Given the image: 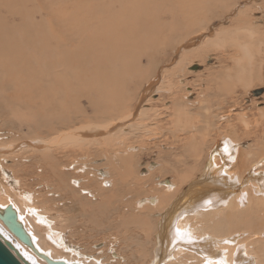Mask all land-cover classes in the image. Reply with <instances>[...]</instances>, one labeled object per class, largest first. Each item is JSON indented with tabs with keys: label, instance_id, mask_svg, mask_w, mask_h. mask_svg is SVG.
I'll return each instance as SVG.
<instances>
[{
	"label": "bare ground",
	"instance_id": "bare-ground-1",
	"mask_svg": "<svg viewBox=\"0 0 264 264\" xmlns=\"http://www.w3.org/2000/svg\"><path fill=\"white\" fill-rule=\"evenodd\" d=\"M174 2L180 6L171 7ZM121 3H123L121 10L115 16L112 25L105 30V32L110 30L106 42L98 45V41L104 39L101 34L90 35L91 38H87V41H90L88 45L95 46L92 56L99 47H104L102 51L108 56L106 62L103 60L104 81L99 80L103 73L100 75L95 64H91V67L77 64L75 69L70 67L71 72L69 70L62 72L61 69H54L59 67L54 59L51 61L53 69L48 71L54 72L56 78L61 80L49 82L40 76L43 87H49V83L56 87L66 86V79L72 75L86 79L82 91L87 93V101L98 116L93 117V120L86 118L83 123L72 125L68 130H54V134H57L53 136L52 132L50 138L40 136L42 140L36 137L33 141H20L17 144L15 141L10 143L11 141L5 139L9 133L0 135L6 144L1 142L4 145L0 147V159H5L12 152L11 159L19 161L16 162L15 169L13 164L8 166L14 177L6 174L5 181H11L13 184H6L7 189L0 186V207L11 204L34 246L51 259L67 263L107 264L113 259L114 263H119L124 262L125 258L121 252L115 251V248V252L107 250V253H104L100 246L96 248L92 245L91 250L86 251L77 250L75 245L73 247L69 245L70 243L67 244L65 233L66 230L69 232V229L73 231L77 229L75 219L72 216H65L64 222H67V225H60L57 219L46 215L51 205L59 209L57 213L64 214L58 205L59 195L60 198H67L73 203L80 201L84 207L82 213L90 212L89 223L94 222L100 226L103 214L107 220H111L112 214H120L116 216L118 219H112L117 224L118 233L115 236H108L109 243L114 246L119 240L117 238L119 234L125 236L121 251L123 253L125 250L129 251V257L142 261L140 264H264V237L260 234L264 232V175L261 174L264 173V157L250 156L246 151L240 150L242 140L236 139L232 134L217 138L213 136L215 132L211 133V130L214 126L219 129L216 123L227 125L230 122L228 120L230 115L228 113L219 117L212 115V121L209 120L211 106L205 104L195 107L194 103L188 100L192 93L186 96L182 94V97L176 93L172 94L173 101L168 109L165 124H161V121L156 126L151 121L147 122L148 124L141 123V120L149 118L151 111L153 112L151 119L159 120L156 112L148 106L154 102L152 95L163 89L162 80L159 76L152 79L143 93L137 97L131 92V88L125 89L124 86V80L130 78L132 74L122 70L126 58L123 55L129 53V49L138 50L142 45L146 46L151 40L153 45L154 40H159L160 34L164 36L165 32H169L170 35L178 32L179 17L182 18L180 21L187 20V16L194 8L193 0H122ZM170 9L178 10L180 15H172ZM246 13L241 12L234 20L233 24L236 25L234 30L229 29L214 36L197 32V35H192L176 49V53L181 49L186 51L185 58L195 56L202 60L209 51L225 48L227 34L234 32L229 35L230 43L234 46L233 53L225 54L226 56L221 53L218 58L221 66L226 65V68L221 78L217 79V76L215 80L212 78L215 84L213 91L234 92V83L249 87L252 82L253 76L250 71L244 75L241 72L244 62L259 58L261 41L257 38L252 39L254 25ZM167 18L169 20L160 26ZM200 40L204 41V46L196 48ZM190 47H194L192 48L194 50L190 51ZM48 55L50 54L41 50L40 56L46 59L41 65L48 66L49 60L52 59ZM141 60L139 56V61ZM114 71L116 76L112 74ZM6 77L0 73L1 81ZM11 78L13 79V76ZM115 80L122 82L121 90H115L116 86H113ZM2 85L0 96L3 95ZM170 86L171 84L168 88ZM180 86L187 87L186 84ZM44 91L46 93L41 94L40 105L38 100V103L36 102L40 107L37 114L45 116L43 123L32 118L33 112L27 115V121L35 128L42 127L44 131L51 132L50 130L54 129L53 123L60 125L62 123L60 118L53 120L51 113L54 108L51 109L49 106L50 93L48 88ZM51 94L52 100L59 102L61 93L54 94V91H51ZM183 97L187 100L181 101ZM161 98L164 97L158 99ZM131 101L134 102L135 111L122 114ZM189 102L193 105H188ZM74 108L80 111L78 106ZM63 109L64 107L60 109L61 117L69 114ZM3 117L8 118L11 124L14 121L20 123L19 117L10 111ZM67 121L68 119L64 120ZM6 124L7 121L3 123ZM2 128L0 124V130H3ZM166 131L167 135L174 139L166 148H171L177 143L179 141L177 138L181 135L188 136L182 139L184 142L180 149L172 150L171 163L164 161L157 169L154 164H147V174L143 173L138 162L136 163L137 150L134 151V146H126L123 139L138 135L143 136L140 138L142 141L145 137L155 138ZM219 139L221 141H218ZM90 144L96 146L92 149ZM59 145H67L66 150L70 149L74 153L67 164L61 159L65 151L50 147ZM156 148L160 149V146ZM27 149H32L31 157H33L31 154L35 153L34 157L43 160L39 166L34 165L30 168L21 164L30 157L27 155L20 158L15 155L16 151L26 152ZM158 154V159H162L161 151ZM44 157L48 160L45 161ZM81 158H84V162L80 160ZM79 162H82V165H77ZM177 165H181L183 169L179 171ZM35 167L39 180L27 182L28 174L34 172ZM201 168L202 170L204 168L203 178L198 180L197 171L199 173ZM251 169H254L255 174L250 173ZM3 172L5 173V170ZM168 172L175 173V176L172 179L162 177L161 180H157L158 182L153 180V177L159 178L155 175L163 176ZM39 182L46 190L41 191L34 187L39 185ZM71 211L73 213V210ZM93 226L95 224L83 226L80 231L82 234H88L87 231L90 233L96 230ZM121 228L124 229L123 232H120ZM133 228L144 232V237L139 235L142 240H136L138 244H134L133 238L127 233ZM239 232L246 234L240 241L245 244L233 246L228 240L236 239ZM0 233L18 250L20 256H17L23 264L24 261L29 264H46L30 247L13 237L1 221ZM98 250L102 251V255L92 257ZM125 263L129 264L128 261Z\"/></svg>",
	"mask_w": 264,
	"mask_h": 264
},
{
	"label": "rangeland",
	"instance_id": "rangeland-1",
	"mask_svg": "<svg viewBox=\"0 0 264 264\" xmlns=\"http://www.w3.org/2000/svg\"><path fill=\"white\" fill-rule=\"evenodd\" d=\"M121 1L122 0H116L115 2H113V0H0V55L3 54L0 56V61L5 60L3 63L0 62V73L7 76L3 81L0 80V85L3 84V95L0 96V124L3 130H0V135L9 133L8 137L5 139L11 141L10 143L13 141L16 143L20 141H33L36 137L42 140L40 136L50 138L54 130H68L72 125L83 123L86 118L93 120V117L95 118V116H98V113L87 101V93L82 91L84 89L82 85L86 83V79L79 78L77 75H72L66 79V86L57 85L56 87V85L49 83V87H43V80L40 76L42 75L43 78L47 79L49 82H58L61 80L56 78L54 72L48 71L53 69L51 61L54 59V61L59 64V67H55L54 69H61L60 71L62 72H66L67 70L71 72L70 67L75 69V65L77 64H81V66L86 64L89 67H91V64H95L96 67L98 66L100 75L103 73L101 77H99V80H103L105 69L103 60L106 62L108 56L102 51L104 47H99L96 52L93 53L94 56H92L91 53L93 49H95V46H89L88 44L90 41H87V38H91L90 35L99 36L101 34L104 39L98 41V45H102L106 42L107 36L110 35V30L107 32H105V30L109 25H112L115 16L121 10V6H123ZM174 6L178 7L180 5L174 2L171 4V7L174 8ZM192 8L190 14L188 13L187 20L185 19L186 21H180L182 18L179 17L178 26L180 28L177 27V29H179L178 32L172 35H170L169 32H165L164 36L160 34L159 40H154L155 43L153 45L151 44L153 40H151L146 46L142 45L138 50L129 49V53L123 55L126 56V58L122 70H124V72H131L132 74L130 78L124 80V86L125 89L131 88V92L135 94V97L143 93L148 82L155 77L159 76L160 80H162V83H160L163 84V89H161L158 94L152 95V100H154V102L149 103L148 106V108L156 112L159 120L151 119L153 117V112L151 111L149 118L141 120L140 122L148 124L147 122L151 121L154 126L160 121L161 124H165L168 109L173 101L172 94L176 93L178 96L182 97V94L186 96L192 93L188 100L194 103L195 107L205 104L211 106V117L208 118L209 120L212 121V115L217 117L227 113L230 115L228 119L230 122H228L227 125L222 126L216 123L219 129L214 126L211 130V133L215 132L213 136L217 138L221 135L232 134L236 139L242 140L240 150L246 151L250 156H258L259 158L264 157V0H193ZM170 11L172 15H180L178 10L170 9ZM241 12H247L246 15L252 19L254 25V38L252 39L257 38V40L260 39L261 41V53L258 55L259 58H252L250 61H247V63L244 62L241 72L242 75H244L246 72L250 71L253 76L252 82L249 87H243L239 83H234V92L229 91L228 93H221L218 90L213 91L215 87L213 80H215L216 76L217 79L221 78L224 68H226V65L221 66L222 63L218 58L221 53L224 54L223 56L233 53L234 46L230 43L231 39L229 35L234 32L229 34L226 33L227 39L225 48L209 51L202 60H199V58L195 56L185 58L186 51H182L181 49V51L176 53V49L187 41L189 37L192 35L195 36L199 32L202 35L214 36L215 34H223L229 29L234 30L236 25L233 24V22L241 15ZM167 20H169V18L164 20L160 26L165 24ZM176 26L174 27L176 28ZM42 40L43 43H41ZM203 46L204 41L200 40L196 48H202ZM192 48L194 47H190L189 50L191 51ZM41 50L49 53L50 55H48V57L52 58L49 60L48 66L41 65V62L46 61L45 58L40 56ZM8 53L9 55H6ZM139 56L142 58L141 62L139 61ZM11 58L16 60L12 61L14 59ZM181 58L182 60H180ZM9 60H11L12 63ZM194 65L198 66L197 70L191 69V66ZM127 67L130 68L128 69ZM230 67L231 66H228V68ZM181 68H183V70H181ZM115 73L114 71L112 74L115 75ZM12 76L13 79L11 78ZM178 81L181 82L179 83ZM170 84L171 86L168 88ZM184 84H186L187 87L181 88L180 85ZM113 86H116L115 90H121L122 82L120 80H115ZM45 88H48V93H50L51 101L49 106L51 109L54 108L51 113L53 115V120L60 118V122L62 123V125L53 123L54 129L50 130L51 132L44 131L42 127L35 128L28 124L27 121V115L33 112L32 118L35 121H39V123H43L45 116L38 115L37 113L39 112L38 108H40L38 106V104L40 105V97H42L41 94H44ZM62 88L64 89L63 91L60 90ZM178 89L180 91H178ZM258 90H260V92H258ZM51 91H54V94L61 93L59 102L52 100L53 94H51ZM159 97L164 98L158 99ZM185 100H187L186 97L181 98V101ZM36 102L38 104H36ZM191 102H189L188 105L192 106L193 104ZM31 103L33 106H36L33 108ZM75 106H78L80 111L75 110ZM62 107H64L63 110L69 112L67 116L61 117L60 109ZM9 111L15 116H18L20 123H23L19 125L20 123L14 121V123L11 124L8 122V118L4 119L3 115ZM128 111H135L133 101H131L122 114H126ZM200 111L203 112L202 110ZM65 119H68V121L64 122ZM5 121H7V124L3 125ZM136 122L139 123L137 119ZM55 134L53 132V136ZM186 136L188 135H181L180 138H177L179 141L172 145L171 148L166 147H169L171 143L174 142V139H172L170 135H167V131L155 138L147 139V137H145L142 141L140 138H143V136L136 135L134 137H126L123 139V143L126 146H134V151L137 150L135 152L136 163L138 162L140 165L139 169L141 168L142 172L147 174V164H154L157 169L162 166L161 164H163L164 161H169L171 163L173 161V156L171 154L172 150L175 148L180 149V145L184 142L182 139ZM4 141V138H0V147L5 144ZM218 141H221V139ZM1 142L4 144H1ZM93 146L95 147L96 145L90 144L92 149ZM156 146H160V149H157ZM50 147H52V149H61L65 151L66 154L64 153L61 159L63 162H66V164L69 162L70 156L74 155L72 150H66L68 147L67 145ZM75 149L78 150L79 148L75 147ZM159 151L162 153V159H158ZM16 152L15 155L20 158L26 157L27 155L30 157L21 162L22 165L29 166L30 168L34 165L39 166L41 162H43L39 157H34L35 153L31 154L33 157L30 156V153L33 152L32 149H27L26 152H24V150H18ZM14 153L15 152H13V155ZM23 153L27 154L24 155ZM207 153L206 150L205 154ZM10 154L12 155V152L7 155V159H0V186H3L5 189H7L6 184H13L11 181H5L6 174L11 177L13 176L12 170L8 166L13 164V169H15V164L19 162L18 160L14 161V158L11 159ZM43 159L45 161L48 160L46 157ZM83 159L84 158H81L80 160L84 162ZM82 162L77 163V165H82ZM176 168H178L179 171L183 169L181 165H177ZM204 168L203 170L201 168L199 173L197 171L198 180H202ZM4 170L5 173L3 172ZM36 170L37 167H35L34 172L28 174L27 182L39 180V175H37L38 173ZM40 171L41 170H39V172ZM250 171L251 174H255L254 169ZM72 173V176H74L73 171ZM261 174L264 175V173ZM166 175H155L159 178L153 177V180H161L162 177L172 179L175 173L168 172ZM38 184L39 185L36 186L34 185L36 189H40L41 191L46 190L41 182ZM34 187L32 189H34ZM148 187L150 189V185H148ZM57 201H59L58 205L61 206H59L60 210L64 211V214L61 212L57 213L59 209H57L55 205L50 204L51 206L48 208L49 211L46 215L57 219L60 225H67V222H64L66 219L65 216H72V218L75 219L74 224L75 227L77 226V231L69 229L68 232V230H66L65 240L67 239V244L70 243L69 245H73V247L75 245L77 250L86 251H90L92 245L96 248L100 246L103 248L104 253H107V250L108 252L117 251L121 252L125 258L124 262L120 261L119 263H114L113 259V261L110 260L107 264H126L125 261H128L129 264H140V262H142H139L135 258H130L129 251L125 250V253L121 251L123 248V238L125 236L119 234L117 237L119 240L114 246L109 243L108 236H115L118 233L116 228L117 224L112 221V219H118L119 217L116 216L120 214H112L111 220H107L103 214L99 226L94 222H88L90 212L86 211L85 214L82 213L84 207L81 205L80 201L73 203L67 198H60V195ZM71 210H73V213ZM94 224L95 226L93 227L96 229L95 231L90 233L87 231L88 234L81 233L80 230L83 226L87 227L88 225ZM253 228L256 230L255 227ZM123 231L124 229L121 228L120 232ZM127 233L133 238L132 241L134 244H138L136 240H142L139 235L144 237V232H140L138 229L134 228L129 229ZM260 234L264 237V232ZM91 236H93V238ZM245 236L246 234L239 232L237 233L236 239L230 238L228 241L233 246L245 244L240 242ZM133 248L135 247L133 246ZM101 252L102 251L99 250L96 251L94 253L95 255L92 257L102 255ZM103 258H105V255H103ZM116 259L117 258H115V260Z\"/></svg>",
	"mask_w": 264,
	"mask_h": 264
},
{
	"label": "water",
	"instance_id": "water-1",
	"mask_svg": "<svg viewBox=\"0 0 264 264\" xmlns=\"http://www.w3.org/2000/svg\"><path fill=\"white\" fill-rule=\"evenodd\" d=\"M191 69H198L197 65ZM260 92V90H258ZM0 221L6 230L24 245L30 247L39 257L44 259L46 264H78L77 262L67 263L63 260L51 259L45 253L40 252L33 244L29 233L24 229L21 221L18 219L17 212L11 204L0 207ZM15 253H14V252ZM18 250L14 247L11 241L3 238L0 233V264H23L18 256ZM25 264H29L24 261Z\"/></svg>",
	"mask_w": 264,
	"mask_h": 264
}]
</instances>
